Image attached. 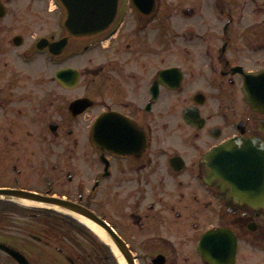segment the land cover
Listing matches in <instances>:
<instances>
[{"label": "flooded vegetation", "instance_id": "flooded-vegetation-1", "mask_svg": "<svg viewBox=\"0 0 264 264\" xmlns=\"http://www.w3.org/2000/svg\"><path fill=\"white\" fill-rule=\"evenodd\" d=\"M89 4L108 25L80 35L70 3L0 0V188L87 207L130 264H264V205L210 183L207 158L264 147L243 92L264 70V0ZM90 245L70 264H119Z\"/></svg>", "mask_w": 264, "mask_h": 264}, {"label": "water", "instance_id": "water-1", "mask_svg": "<svg viewBox=\"0 0 264 264\" xmlns=\"http://www.w3.org/2000/svg\"><path fill=\"white\" fill-rule=\"evenodd\" d=\"M70 3L67 11L71 13L65 22V26L71 33L80 35L93 34L107 27V16L99 15L101 8L91 6V0H61ZM81 4L79 11L82 12L79 21L75 20V12L72 6ZM95 8V10H93ZM107 10V9H106ZM94 11V15H89ZM103 12L105 10L103 9ZM104 22L103 24H101ZM106 24V25H105ZM243 92L245 93L247 102L251 108L264 112V70L256 73L245 75ZM208 165L214 175L213 179H209L210 183L224 185L229 187L230 193L234 198L246 205H264V147L252 141H239L232 139L222 144L208 154ZM224 184V185H223ZM0 198H11L18 200H26L39 203L46 207L63 210L71 215L81 217L95 225L108 240L115 246L119 253L123 256L126 263L130 264V255L124 246L123 241L112 230V228L93 212L79 204L61 200L58 198L38 195L31 192L0 189ZM0 250L6 252L18 264H29L27 259L18 251L0 244Z\"/></svg>", "mask_w": 264, "mask_h": 264}, {"label": "rangeland", "instance_id": "rangeland-1", "mask_svg": "<svg viewBox=\"0 0 264 264\" xmlns=\"http://www.w3.org/2000/svg\"><path fill=\"white\" fill-rule=\"evenodd\" d=\"M6 202L10 203L12 208L14 206L32 208L19 202ZM3 205L4 203H1V206ZM39 228H41V225L33 222L30 217L9 212L3 221L0 220V242L21 252L29 260L30 264H70L66 257L76 260L80 254H86L90 251V241L82 236L77 237L78 244L56 240H48V245L38 242L32 239V236H40L37 232ZM56 248L61 249V253ZM0 264L16 263L0 251Z\"/></svg>", "mask_w": 264, "mask_h": 264}, {"label": "trees", "instance_id": "trees-1", "mask_svg": "<svg viewBox=\"0 0 264 264\" xmlns=\"http://www.w3.org/2000/svg\"><path fill=\"white\" fill-rule=\"evenodd\" d=\"M3 207L8 208L5 209ZM7 212H14L22 216L30 217L33 222L41 225V228L37 230L38 235L44 236L49 240L60 242L69 241L78 244L77 237H85L88 241L97 243L100 246L101 259H103L104 250H107V247L100 243L90 231L69 217L58 215L46 209H25L18 206L12 208V205L4 204L0 207L1 221L4 220ZM82 258L84 260L88 259V253L84 254Z\"/></svg>", "mask_w": 264, "mask_h": 264}, {"label": "bare ground", "instance_id": "bare-ground-1", "mask_svg": "<svg viewBox=\"0 0 264 264\" xmlns=\"http://www.w3.org/2000/svg\"><path fill=\"white\" fill-rule=\"evenodd\" d=\"M20 202H21V204L28 205V206H38L39 205L37 203H33V202H30V201H26V200H22ZM76 218H77L78 221H80L81 223H83L86 226H88L103 242L108 244L113 249L114 253L119 257L118 258L119 264H124L123 258L121 257V255L114 248V246L111 244V242L108 240V238L103 234V232H101L99 230V228H97L95 225H93L92 223L88 222L87 220H85V219H83L81 217H76Z\"/></svg>", "mask_w": 264, "mask_h": 264}]
</instances>
